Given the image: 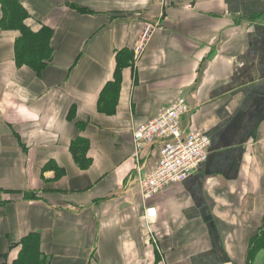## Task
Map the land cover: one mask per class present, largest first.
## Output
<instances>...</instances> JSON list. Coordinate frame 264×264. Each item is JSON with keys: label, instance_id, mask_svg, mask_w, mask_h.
<instances>
[{"label": "crops", "instance_id": "obj_1", "mask_svg": "<svg viewBox=\"0 0 264 264\" xmlns=\"http://www.w3.org/2000/svg\"><path fill=\"white\" fill-rule=\"evenodd\" d=\"M21 3L31 27L53 29L54 52L37 76L15 63L18 32L0 29L6 261L18 252L9 245L34 231L51 264H245L264 216V0ZM123 48L132 59L105 115L99 91ZM180 97L189 106L181 130L208 132V158L146 201L139 180L160 144L136 151L133 131ZM79 137L89 141L85 167L70 151Z\"/></svg>", "mask_w": 264, "mask_h": 264}, {"label": "trees", "instance_id": "obj_2", "mask_svg": "<svg viewBox=\"0 0 264 264\" xmlns=\"http://www.w3.org/2000/svg\"><path fill=\"white\" fill-rule=\"evenodd\" d=\"M77 10L87 11L71 5ZM0 29L14 30L18 32V37L14 43V58L17 66H26L30 68L37 76L46 68L53 58L52 37L53 29L45 24L39 28L31 27L27 20L30 15L21 0H0ZM132 51L129 48H123L115 52V67L113 77L109 79L99 91L97 100V111L105 115L115 113L118 103V96L121 86L122 69L128 65L132 59ZM76 107L72 105L67 116L76 112ZM87 122L78 123L83 127ZM89 141L84 137L75 139L70 151L73 158L82 167L89 164L87 151ZM148 201V200H146ZM10 249L18 248L16 257L8 262L7 255L0 253V264H51V256L42 248L41 235L38 232L30 231L23 235L18 241L9 245ZM261 254H264V216L262 225L259 227L255 235L250 238L247 252V260L245 264H264V258L261 260Z\"/></svg>", "mask_w": 264, "mask_h": 264}, {"label": "built area", "instance_id": "obj_3", "mask_svg": "<svg viewBox=\"0 0 264 264\" xmlns=\"http://www.w3.org/2000/svg\"><path fill=\"white\" fill-rule=\"evenodd\" d=\"M189 111L184 97L162 107L155 117L133 131L135 150L147 143L159 142V158L149 173L139 180L142 197L149 200L161 193L171 184L185 180L207 161L211 138L202 128L183 132L181 118ZM156 209L147 207L144 211L145 222L153 223ZM149 223V224H150ZM148 231L150 226L147 224Z\"/></svg>", "mask_w": 264, "mask_h": 264}, {"label": "rangeland", "instance_id": "obj_4", "mask_svg": "<svg viewBox=\"0 0 264 264\" xmlns=\"http://www.w3.org/2000/svg\"><path fill=\"white\" fill-rule=\"evenodd\" d=\"M263 258H264V254H261V257H259V259L262 260Z\"/></svg>", "mask_w": 264, "mask_h": 264}]
</instances>
